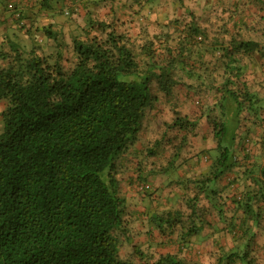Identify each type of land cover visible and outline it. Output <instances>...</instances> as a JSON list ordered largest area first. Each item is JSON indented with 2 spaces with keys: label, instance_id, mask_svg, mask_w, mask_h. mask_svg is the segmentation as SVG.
Here are the masks:
<instances>
[{
  "label": "trees",
  "instance_id": "trees-1",
  "mask_svg": "<svg viewBox=\"0 0 264 264\" xmlns=\"http://www.w3.org/2000/svg\"><path fill=\"white\" fill-rule=\"evenodd\" d=\"M29 1L0 0L19 27L0 41V264H204L183 253L207 237L218 247L211 264H260L264 84L249 75L264 73V0H206L202 13L171 0L184 14L154 20L161 0ZM162 96L175 99L173 114L138 147ZM130 150L156 161L127 163ZM127 172L143 197L159 175L178 187L167 209L133 214L151 243L178 252L150 253L143 241L122 251L133 239Z\"/></svg>",
  "mask_w": 264,
  "mask_h": 264
},
{
  "label": "rangeland",
  "instance_id": "rangeland-1",
  "mask_svg": "<svg viewBox=\"0 0 264 264\" xmlns=\"http://www.w3.org/2000/svg\"><path fill=\"white\" fill-rule=\"evenodd\" d=\"M97 1H101V0H82L83 4H89L91 6V8H97L98 5L96 4ZM117 2L121 3L122 5L125 4L126 0H123V2H121L120 0H116ZM174 1V0H172ZM227 2H231L232 0H226ZM108 2L110 4V0H105V3ZM181 2L182 1H178V3L176 4L177 8H174V6H172L171 4V0H161L159 3L156 5L155 11L153 13H151V19L154 20L157 15H159V13L163 12L162 10L166 11V15L168 17H181L184 14V9L181 8ZM206 0H185V5L189 6V8H191L192 10H194L196 13H202L204 5H205ZM126 3L131 4L133 2H131L130 0H128ZM108 4V6H109ZM101 5L103 7L98 9V12L101 15H105L107 14L109 7L104 6V4ZM110 10V9H109ZM80 13V14H79ZM164 13V12H163ZM78 15H85L86 14V9L83 8L81 10V12L78 10L77 11ZM162 14V13H161ZM164 15V14H163ZM32 19V18H31ZM30 18H28V21H31ZM77 19H81L80 21L83 22L84 18H77ZM83 19V20H82ZM164 19V18H163ZM152 22V21H151ZM150 29L152 32H154V25L153 24H149ZM128 26L129 28L131 27V29L133 31H138L140 30V25L137 22H131L128 21ZM1 41V40H0ZM175 100L174 98H172V100L168 99L167 97H161L159 99V101L157 102V109H155V111H157L158 115L156 116V118L154 117V115H149V120L147 123V126L144 128L143 133L141 134L140 138L137 140L136 142V146L138 147H142V145L146 142L149 143L150 141H154L156 138L160 137V132H162V128H163V123L166 120H169L171 118L172 110L171 107L175 104V102L173 101ZM188 103L190 104V107H194L193 104L191 103V100L188 101ZM4 102H0V125L2 124V117H1V112L4 109ZM161 109V110H160ZM171 134L173 132H170ZM193 143H190L189 146H195L196 139L192 140ZM198 144V143H197ZM201 144V143H200ZM167 155H170V153H166ZM189 155V154H188ZM127 163L133 161V162H141L143 166H147L149 167V164H147V161L149 163L156 161L154 156H150L149 158H147L146 156L147 153L141 154V156L139 157H134L132 156L131 150L130 152L127 153ZM161 162V160H159ZM157 161V163L159 162ZM159 162V163H160ZM162 163V162H161ZM166 160L165 163L166 164ZM153 166V164L151 165ZM130 176V173L127 172L124 176V179L122 180V185L125 187V191L127 192V198H128V205H127V211L125 213V220H126V229L129 228V231H131L130 236H132L131 238H133L131 241L129 242H125L124 243V247H122V251L126 254L130 253L131 250L130 248L138 243H141L143 241L144 238H142V229L141 226L142 224H144L142 221L145 219H141V218H135V216L133 215L135 212H140L144 209V211L148 210V208H152L155 207L157 209L165 210L167 208V202L168 200H170L169 198H173V203H171V205L174 204V202L176 201V192L178 191V187L176 188H172L171 185H169L170 180L172 179L171 177H169L168 179H166V174L165 175H159L160 177L155 179V180H150L147 183L152 184L153 186V192H152V197L150 198L148 197H143L141 192H138V189L134 186V185H129L128 184V180L127 178ZM171 183V182H170ZM138 192V193H134V192ZM169 194V195H165V194ZM136 195V196H134ZM159 195H163L161 198L159 197ZM176 198V199H175ZM139 217V216H138ZM128 231V232H129ZM128 232L126 234H128ZM121 233V232H120ZM146 239V238H145ZM122 240H125V236L122 237ZM147 241L145 240V243ZM142 247V245H141Z\"/></svg>",
  "mask_w": 264,
  "mask_h": 264
},
{
  "label": "crops",
  "instance_id": "crops-1",
  "mask_svg": "<svg viewBox=\"0 0 264 264\" xmlns=\"http://www.w3.org/2000/svg\"><path fill=\"white\" fill-rule=\"evenodd\" d=\"M14 1L20 6L27 7V8L30 7L29 0H14ZM218 1L220 0H215V3H218ZM233 2L234 0H232L231 2L222 0V3H225V4H231ZM11 13L12 11H10L9 9L4 10L3 8H0V40H2V38L7 32L14 33V34L19 32L18 30L19 27L16 24L15 20L13 19ZM50 22L54 23V19H51ZM249 77L251 79V82H255L258 84L257 88L259 87L261 88L260 84H264V73L259 68H257L254 74H250ZM262 131H264V129ZM258 152L263 153L264 149L258 150ZM202 163L205 164V161H203ZM227 182H228L227 179H225L222 186L227 184ZM232 191H233L232 187H228V190L226 189V194H229ZM141 229H142V238H144L143 243H142V249L144 251H149L150 253L153 252V253H156L157 255L166 254L167 252H178L177 251L178 247L175 244L162 245L163 240H162V237H159L160 233L157 230H155L154 232L155 234L158 235L159 238H155V239L153 238L154 242L151 243V240H149V238L145 236V233H147L148 230L150 229L149 225L148 226L143 225L141 226ZM145 240L147 241L146 243H145ZM260 240L264 242V236H261ZM217 241H219L223 245L233 246V241L231 237L226 235L225 232L220 233V236L218 237ZM133 246L130 248L131 252L128 253V254H131L132 256L134 255ZM216 247H217V243L216 241H214L213 237H207L202 242L194 245L193 250L191 252L184 251L183 255L188 256L189 258H194L196 260H201L204 264H211L213 263V259H212L213 256L211 255V253L214 249L216 250L218 248ZM260 247L262 248L263 250L262 252L264 253L263 244ZM259 250L261 249L259 248ZM260 264H264V256L260 258Z\"/></svg>",
  "mask_w": 264,
  "mask_h": 264
},
{
  "label": "built area",
  "instance_id": "built-area-1",
  "mask_svg": "<svg viewBox=\"0 0 264 264\" xmlns=\"http://www.w3.org/2000/svg\"><path fill=\"white\" fill-rule=\"evenodd\" d=\"M147 187H148V185H147Z\"/></svg>",
  "mask_w": 264,
  "mask_h": 264
}]
</instances>
